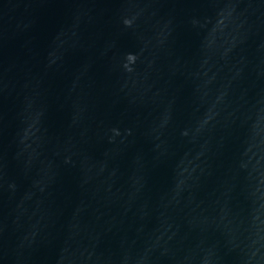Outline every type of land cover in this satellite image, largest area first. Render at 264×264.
Wrapping results in <instances>:
<instances>
[{"label": "water", "instance_id": "obj_1", "mask_svg": "<svg viewBox=\"0 0 264 264\" xmlns=\"http://www.w3.org/2000/svg\"><path fill=\"white\" fill-rule=\"evenodd\" d=\"M0 264H264V0H0Z\"/></svg>", "mask_w": 264, "mask_h": 264}]
</instances>
